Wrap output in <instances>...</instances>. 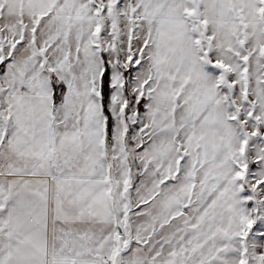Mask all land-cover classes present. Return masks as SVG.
Here are the masks:
<instances>
[{
  "label": "snow or ice",
  "instance_id": "6c2138e0",
  "mask_svg": "<svg viewBox=\"0 0 264 264\" xmlns=\"http://www.w3.org/2000/svg\"><path fill=\"white\" fill-rule=\"evenodd\" d=\"M0 264H264V0H0Z\"/></svg>",
  "mask_w": 264,
  "mask_h": 264
}]
</instances>
